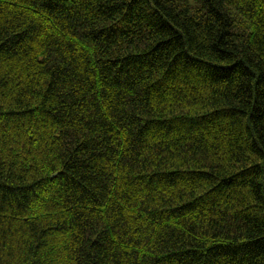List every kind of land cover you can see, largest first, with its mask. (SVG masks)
<instances>
[{
  "label": "trees",
  "instance_id": "1",
  "mask_svg": "<svg viewBox=\"0 0 264 264\" xmlns=\"http://www.w3.org/2000/svg\"><path fill=\"white\" fill-rule=\"evenodd\" d=\"M0 264H264V0H0Z\"/></svg>",
  "mask_w": 264,
  "mask_h": 264
}]
</instances>
